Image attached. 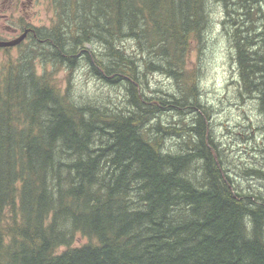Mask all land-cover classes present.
<instances>
[{
	"label": "trees",
	"instance_id": "trees-1",
	"mask_svg": "<svg viewBox=\"0 0 264 264\" xmlns=\"http://www.w3.org/2000/svg\"><path fill=\"white\" fill-rule=\"evenodd\" d=\"M46 2L48 45L0 70V264H264V196L225 167L190 67L220 11L240 94L264 113V0ZM39 60L55 69L38 73ZM80 67L123 105L55 75ZM155 74L178 94L151 90ZM166 112L192 123L163 125Z\"/></svg>",
	"mask_w": 264,
	"mask_h": 264
},
{
	"label": "rangeland",
	"instance_id": "rangeland-1",
	"mask_svg": "<svg viewBox=\"0 0 264 264\" xmlns=\"http://www.w3.org/2000/svg\"><path fill=\"white\" fill-rule=\"evenodd\" d=\"M3 2L4 0L1 5ZM5 5L8 6L7 3ZM31 13L35 15L32 21L37 26H49L53 23V13L48 10L46 0H37ZM213 20L206 40L190 55V67L196 66L195 62L198 65L201 98L210 111V134L223 155L225 167L239 188L264 196V177L253 173L245 174L253 169L264 173V113L261 111V101L257 95L249 97L240 94L242 85L235 51L221 25L220 11H216ZM129 45L132 46L131 43H126L127 47ZM17 52H0V70L10 58L18 56ZM54 69L53 65L46 64L43 67L41 60L38 61V73ZM55 75L62 86L70 84L72 94L78 98L109 96L120 106L125 100L121 90L105 86L86 67L72 72L64 68L55 72ZM67 75L69 82L66 80ZM150 81L151 90L176 95L179 92L176 80L168 75L155 74ZM191 118V115L181 117L176 112H166L161 117V123L181 127L183 123L191 125ZM181 142L177 136H170L168 146L176 150ZM85 242V238L78 237L75 245Z\"/></svg>",
	"mask_w": 264,
	"mask_h": 264
},
{
	"label": "flooded vegetation",
	"instance_id": "flooded-vegetation-1",
	"mask_svg": "<svg viewBox=\"0 0 264 264\" xmlns=\"http://www.w3.org/2000/svg\"><path fill=\"white\" fill-rule=\"evenodd\" d=\"M0 0V41H14L26 34L25 38L16 46L0 48V52L9 53L16 50L19 53L25 47L41 43L48 45L51 39L52 25H35L33 23L34 14L31 13L37 0ZM8 6L6 7L5 4ZM8 12V13H7ZM19 14V15H16ZM38 16V15H37ZM47 38L44 39V35Z\"/></svg>",
	"mask_w": 264,
	"mask_h": 264
},
{
	"label": "water",
	"instance_id": "water-1",
	"mask_svg": "<svg viewBox=\"0 0 264 264\" xmlns=\"http://www.w3.org/2000/svg\"><path fill=\"white\" fill-rule=\"evenodd\" d=\"M25 36H26V34H24L22 37L18 38L17 40H14V41H8V42L0 41V48L16 46L25 38Z\"/></svg>",
	"mask_w": 264,
	"mask_h": 264
}]
</instances>
